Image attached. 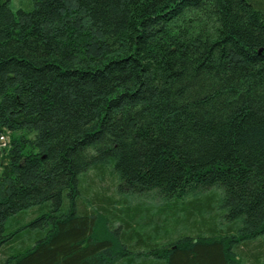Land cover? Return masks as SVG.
Wrapping results in <instances>:
<instances>
[{
    "label": "trees",
    "instance_id": "trees-1",
    "mask_svg": "<svg viewBox=\"0 0 264 264\" xmlns=\"http://www.w3.org/2000/svg\"><path fill=\"white\" fill-rule=\"evenodd\" d=\"M20 6L0 0V264H264V0Z\"/></svg>",
    "mask_w": 264,
    "mask_h": 264
},
{
    "label": "rangeland",
    "instance_id": "rangeland-1",
    "mask_svg": "<svg viewBox=\"0 0 264 264\" xmlns=\"http://www.w3.org/2000/svg\"><path fill=\"white\" fill-rule=\"evenodd\" d=\"M21 2L22 0H11V8L13 11H15L16 8H20L21 6ZM7 133V132H5ZM5 135V134H4ZM3 142V141H1ZM8 148V146H7ZM112 177L107 175L106 179L104 180V182L101 183L100 186L102 187H107L110 188V190L112 189ZM106 181V182H105ZM108 192V191H107ZM190 197V198H189ZM202 199V198H201ZM203 203L205 202V200H202ZM198 200L194 197H191V195H186L183 197H177V199H172L169 203H168V217L167 220L168 222H172V221H181L182 224L186 225V218H187V214H188V209L192 208V204H198L197 206H200L201 203H197ZM136 202H134L135 204ZM146 203V202H145ZM144 203V205H145ZM133 205V203H132ZM141 207L143 206V204H140ZM145 207V206H144ZM205 208L201 209L204 210ZM215 211H220V209H218V207H214ZM204 213L206 214V212L204 211ZM34 218L33 217H29L26 220L25 224L30 223ZM32 230L31 228L29 229V231ZM169 233L163 234L165 233L163 230V233L161 235V237H163L165 240H169V239H173V240H177L181 237H183L184 235H188L189 233V229H185L184 227L178 228V230H170L168 231ZM168 240L166 242H168ZM164 241L162 240L160 237L158 239L155 240V243L157 242L158 244H161V242Z\"/></svg>",
    "mask_w": 264,
    "mask_h": 264
},
{
    "label": "built area",
    "instance_id": "built-area-1",
    "mask_svg": "<svg viewBox=\"0 0 264 264\" xmlns=\"http://www.w3.org/2000/svg\"><path fill=\"white\" fill-rule=\"evenodd\" d=\"M5 134V135H4ZM3 141V142H1ZM7 146H9V133H5L0 131V153L2 149H5Z\"/></svg>",
    "mask_w": 264,
    "mask_h": 264
}]
</instances>
